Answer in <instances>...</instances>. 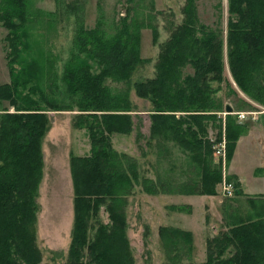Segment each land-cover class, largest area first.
I'll use <instances>...</instances> for the list:
<instances>
[{"label":"trees","instance_id":"trees-1","mask_svg":"<svg viewBox=\"0 0 264 264\" xmlns=\"http://www.w3.org/2000/svg\"><path fill=\"white\" fill-rule=\"evenodd\" d=\"M29 1L0 0V22L8 29L5 49L11 56V82L0 84V102L6 100L13 107V111L2 108L0 115V264H53L43 263L35 233L47 110H76L74 127L85 129L90 144L88 153L70 154L74 213L67 259L60 264H135L125 235L127 198L138 186L147 194L162 191L153 178L141 175L135 156L113 146V134H129L133 129L129 90L134 88L138 97L151 99L150 138L159 134L175 137L202 167L200 182L185 184L179 192L216 195L222 177L221 169L212 163L215 146L224 133L226 157L231 160L243 129L228 114L225 130L211 142L199 135L204 132L206 115L177 117L175 111H208L215 120L209 113L219 110L220 102L211 82L224 79L225 63L237 88L249 99L264 103V0H227L225 35L219 28L198 25L196 0H185L183 20L162 45L155 76L133 84L135 68L146 61L140 54V29L152 28L153 42L157 40L151 15L144 18L146 23L144 19L139 22L133 6L127 8L111 36L80 24L70 57L61 75L57 73L61 85L54 83L50 74L44 78L43 73L53 68L52 61L41 60L40 68L33 60L39 55L25 54L33 50ZM187 63L193 72L183 74ZM15 65L21 66V71H16ZM107 80L124 85L111 90ZM230 83V90L238 96ZM56 90L69 102L55 100ZM183 123L185 130L180 127ZM256 173L264 174V168H257ZM227 180L233 181L235 196L240 184L234 175H227ZM246 200V213H238L239 207L236 212L229 202L222 206L223 229L207 238L206 258L200 264H264V192ZM102 206L108 213L107 223L97 220ZM91 229L94 233L90 236ZM158 234L165 244L171 240L181 256L193 250L191 231L161 225Z\"/></svg>","mask_w":264,"mask_h":264},{"label":"rangeland","instance_id":"rangeland-1","mask_svg":"<svg viewBox=\"0 0 264 264\" xmlns=\"http://www.w3.org/2000/svg\"><path fill=\"white\" fill-rule=\"evenodd\" d=\"M76 1H29L32 21L28 27L33 50L25 54L28 57L32 54L39 55L33 60L40 68L41 60L48 59V63L49 60L52 61V70L43 75L46 79L50 74L51 79H54V83L58 85L61 83L57 80V73L58 76L61 75L63 65L70 57L78 26L82 24L86 28H96L111 36L118 28L120 20L125 17L127 8L131 6L139 22L150 14V23L156 26L157 30V40L153 42L152 28L143 26L140 29V54L146 61L135 68L131 83L154 77L155 64L162 45L169 39L173 28L183 20L182 7L185 2V0H78L76 4L78 10L74 11ZM196 13L198 25L219 28L223 35L226 34L227 0H196ZM144 20L146 23V19ZM7 32L8 29L0 22V84L11 82L8 65L11 56H8L4 41ZM21 59L24 65V57ZM28 60L32 61L31 58ZM185 66L182 69L183 74L193 72L189 63ZM14 67L16 71H21V66ZM227 82H231L234 89L239 91L238 96L230 90ZM105 84L111 90L124 85L111 80H107ZM211 85L216 89L214 97L220 102L219 110L209 113L215 115V120L209 117L208 111H194V108H190L189 111H175L177 117L187 116L190 113L206 115L202 120L204 132H199L202 139L215 141L219 133L222 134L225 130L228 114L233 118L234 124L242 127L243 140H249L253 125L257 124L259 129V124L262 123L264 126V103L249 99L237 88L227 63L224 68V79L220 82L213 81ZM44 86L46 89V81ZM129 98L133 108V129L129 134H113V146L118 151L135 156L141 175L153 178L158 184V189L162 191L155 195L147 194L138 186L133 194L128 196L125 207L127 222L125 235L130 254L135 264H200L206 258L207 238L217 235L223 229L222 206L225 202H229L236 212L235 207H239L238 213H246L249 209L247 196H257V194L244 193L240 188L235 196L225 197L220 183L217 185V194L208 195L209 197L179 192L186 187L185 184L200 182L202 167L192 158V152L183 147L175 137L173 139L159 134L151 139V113L154 109L151 99L138 97L134 88L129 90ZM55 100L69 102L64 98V94H58L57 90ZM226 104L232 106L233 112L225 111ZM4 107L13 111V107L4 100L0 102V115ZM46 113L49 124L41 141L43 173L35 198L36 245L41 252L43 263L60 264L67 259L74 213L70 154H86L89 152L90 144L85 129L74 127L73 116L77 113L76 110H47ZM239 113H248V115L242 119L238 116ZM262 126V135H264ZM180 127L185 130L187 125L183 123ZM244 149L242 145L241 160L246 156ZM212 155V163L214 167L221 169V177L229 176L230 160L226 157L222 161L221 156L215 154V150ZM250 161L254 164L262 162L260 153L256 152L251 159L249 157V162L245 160V164H249ZM182 195L196 196L184 198L182 202L190 204H185V208L177 209L175 201L177 202V197ZM97 220L109 222L105 206L100 208ZM95 221L96 219L92 223L96 225ZM161 225L192 232L193 250L187 253L188 256H181L174 250L176 245L173 247L171 240H167L165 244L158 234ZM93 233L94 229H91L89 235ZM174 237L170 236L172 241ZM85 262L87 263V260Z\"/></svg>","mask_w":264,"mask_h":264},{"label":"crops","instance_id":"crops-1","mask_svg":"<svg viewBox=\"0 0 264 264\" xmlns=\"http://www.w3.org/2000/svg\"><path fill=\"white\" fill-rule=\"evenodd\" d=\"M259 126L260 129L258 128L257 124L252 126V131L249 136V140H243L242 135L239 137L236 143L234 154L231 160L229 161L228 167L229 174H232L237 178L240 184L239 188H241L244 193L246 192L248 194H259L264 192V176L256 173L257 168H264V135H262V123L259 124ZM262 128H264V126H262ZM242 145L244 146V150L246 151V156L243 158V160H241ZM256 152L260 153L262 162L254 164L252 163V161H250V163L246 165L245 160L249 162V157L251 159ZM192 196L195 197L196 195ZM192 196L182 195V198L177 197L178 201H175L176 206L184 204L182 206L185 208V204L190 203L182 201L185 200L184 198H190ZM200 196L209 197L208 195Z\"/></svg>","mask_w":264,"mask_h":264},{"label":"built area","instance_id":"built-area-1","mask_svg":"<svg viewBox=\"0 0 264 264\" xmlns=\"http://www.w3.org/2000/svg\"><path fill=\"white\" fill-rule=\"evenodd\" d=\"M248 113H239L238 116L242 119H245ZM215 154L221 156L220 159L224 161L226 159V152H225V141L222 140L215 146ZM221 191L225 197H231L234 195V185L233 181H228L227 177L223 175L221 181Z\"/></svg>","mask_w":264,"mask_h":264},{"label":"water","instance_id":"water-1","mask_svg":"<svg viewBox=\"0 0 264 264\" xmlns=\"http://www.w3.org/2000/svg\"><path fill=\"white\" fill-rule=\"evenodd\" d=\"M225 111H226L227 113H231V112H233V108H232V106L229 105V104H226V105H225Z\"/></svg>","mask_w":264,"mask_h":264}]
</instances>
